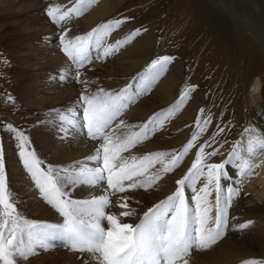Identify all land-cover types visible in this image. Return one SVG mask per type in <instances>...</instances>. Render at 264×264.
<instances>
[{"label":"rangeland","instance_id":"374dc122","mask_svg":"<svg viewBox=\"0 0 264 264\" xmlns=\"http://www.w3.org/2000/svg\"><path fill=\"white\" fill-rule=\"evenodd\" d=\"M199 1L205 9L196 0H112L113 4H117L113 6L112 13L93 23L92 16L110 2V0H97L83 15L74 17L64 27L52 23L47 15V9L53 6H65L66 10L73 7L76 0L0 1V145L4 149L9 186L15 193L18 210L23 216L48 223L63 222V218L41 199L23 167L14 134L3 131V125L12 124L16 129L23 131L30 141L31 149L44 161L45 166H68L77 161L89 163L91 166V162L86 161L85 158L94 154L99 141L89 139L85 129L65 135L60 131L59 122L55 119L56 114L78 107V104L82 103L79 98L85 88L89 92L103 88L115 93L129 85H134L149 68L151 62L159 57L169 56L173 60L151 91L139 96L135 103L113 122V127L115 128L122 120L125 125L133 127H121L116 130V134L139 132L150 118L158 114H163L160 116L163 125L158 126L150 138L123 155L129 159L135 156L139 160L149 153L178 154L197 131L198 117L201 123L208 117L211 122L175 171L164 174L160 171L162 166L157 163L149 171L154 175H162L163 178L154 187L148 191L136 189L119 194L129 197L127 202L134 210L132 216L125 218L127 222L139 223L144 213L175 192L176 181L182 179L191 168L199 145L205 143L211 145L205 148V153L218 149L219 154L211 157L208 162L221 163L229 157L237 142L247 140L249 133L242 128H253L248 121L249 109L244 106L245 103L240 102L239 94L226 90L225 78L219 75L216 63L222 58L218 51L220 43L213 36L209 26L211 12H208L207 7L216 6L218 2L224 10L235 8L240 15L242 8L237 4L234 5L233 0ZM203 15L206 17L203 18ZM221 15L228 20L226 12L225 14L221 12ZM117 19L126 22L112 33L107 43L121 40L136 29L141 30L140 35L106 59L97 58L99 54L93 49L90 53L91 63L79 70L80 79L88 83L76 82L73 79L74 66L61 50L59 37L64 33H67L66 39L84 36L99 25ZM205 19L209 24L204 21ZM147 31L149 33L152 31V39L145 40L143 46L139 47L138 44L146 38ZM5 60L7 64L4 63ZM173 65L180 67V76L177 84L166 87L165 79L174 68ZM189 87H194L190 98L181 104L174 114H169L168 110L179 102L182 92ZM9 96L14 98V104L7 102ZM201 109L204 110L202 114ZM225 115L227 118H224ZM220 129L223 131L220 132ZM241 131L243 138L239 139ZM242 184L246 186V183L242 182ZM200 186L202 185H197ZM106 189V184L103 187L81 185L71 189V196L73 199L85 200L104 194ZM185 195L191 201L193 193L190 189H186ZM210 199L214 201V193ZM112 200L115 201L116 197L113 196ZM242 207L245 208L244 205ZM231 208L232 204L227 209V228L224 238L217 246L227 238L231 224L229 211ZM123 210L117 206L106 209L113 213ZM250 221L254 222V220ZM103 223L106 225V221ZM55 242H52L54 246L49 250L41 249L37 255L30 257L27 264H31L36 258L38 259L32 264L35 262L46 264L40 261L47 260L49 251L69 253L79 261L78 256L81 253L70 251L61 241ZM245 242L234 239V243L249 246ZM217 246L207 251H194L188 258L189 264H210L213 256L221 258L218 253H223L225 256L226 250L216 251ZM252 246L258 247L255 244ZM85 255L88 256L86 253ZM251 258L264 260L263 255L246 259ZM246 259L232 264H242ZM81 262L84 264L83 260ZM90 264H95V261H91Z\"/></svg>","mask_w":264,"mask_h":264},{"label":"snow or ice","instance_id":"6c2138e0","mask_svg":"<svg viewBox=\"0 0 264 264\" xmlns=\"http://www.w3.org/2000/svg\"><path fill=\"white\" fill-rule=\"evenodd\" d=\"M97 0H76L73 7L53 6L47 9V15L59 27H64L74 17H79L89 10ZM125 20L108 21L84 36L66 39L67 33L59 37L61 50L71 61L73 79L87 84L80 79V69L91 63V51L96 49L99 59L115 55L129 45L141 30L136 29L121 40L107 43L112 33L122 26ZM172 57L163 56L151 62L146 72L134 85L119 92L100 88L81 93L76 108H69L56 114L60 131L69 135L80 129L93 141H99L94 154L68 166L47 165L31 149L25 133L12 124L3 125V131L13 133L17 140L19 156L24 169L29 174L34 187L43 202L63 218L62 223H48L31 220L18 210L15 193L9 186L5 169L4 149L0 145V264H22L39 250H49L52 242L61 241L70 251L88 254L84 264H189V257L194 251H207L217 246L224 238L227 228V209L235 197L240 194V184L252 177L257 167L253 161L264 153V133L256 129H245L249 133L244 142H237L229 157L221 163L208 162L219 154L215 149L205 153L208 143L199 145L195 160L185 176L176 181L173 194L160 201L144 213L139 223L127 222L125 218L134 214L128 204L129 197L120 193L154 187L162 175L151 174L150 168L158 163L164 174L175 171L183 157L195 146V142L207 130L210 117L201 123L196 121L197 131L181 152H156L146 154L137 160L130 159L123 153L150 138L158 126L163 125L158 114L141 127L139 132L118 135L121 127H133L120 121L113 127V122L139 96L151 91L160 77L167 70ZM7 64V61H4ZM194 87L182 92L179 102L169 109L174 114L188 98ZM7 102L14 104L9 96ZM201 114L204 112L200 110ZM82 113V115H81ZM220 132L223 129L219 130ZM214 139V137H213ZM233 169L230 174L228 167ZM224 181L229 183L224 184ZM107 185L105 193L90 199L77 200L71 196V189L81 185L91 187ZM200 184L202 186L197 187ZM190 189L191 201L185 191ZM214 193V201L210 198ZM116 200L113 201L112 197ZM117 206L123 211L113 213L106 209ZM106 221V225L103 223ZM253 222L239 225L248 228ZM242 264H264L262 259H246Z\"/></svg>","mask_w":264,"mask_h":264},{"label":"bare ground","instance_id":"6f19581e","mask_svg":"<svg viewBox=\"0 0 264 264\" xmlns=\"http://www.w3.org/2000/svg\"><path fill=\"white\" fill-rule=\"evenodd\" d=\"M196 1L202 8L205 7L199 0ZM233 1L234 5L237 4L238 7L242 8V15L235 8L225 9V11L218 2H216V6L207 7L208 12H211L209 14V26H211L213 36L220 43L218 51L222 55L221 59H217L218 62L216 64L219 75L221 74L225 78L226 90L239 94L240 102L245 103L244 106L249 109V111L247 109L249 114V120H247L250 121V127L252 126L259 133H264V0ZM114 5L117 4H113L112 0L103 5L102 9L92 16L93 23L110 12L112 13ZM221 12L224 14L226 12L229 21L222 17ZM204 17L206 16L203 15ZM204 21L208 23L206 19ZM147 33L146 38L138 44L139 47L143 46L146 42L145 40L152 39V33L150 34L148 31ZM176 60L174 63H176ZM179 71L180 67L174 66L171 69L169 76L165 79L166 87H172L177 84L180 76ZM227 117H229L228 114ZM242 129L245 130L244 127ZM241 133L242 131L239 134V139L243 138ZM253 163L257 167L252 177L243 181L246 186L242 183L240 184V194L231 203L232 208L229 210L231 224L228 229L229 232H227V238L220 246H217L216 251L223 252V249L226 250L225 256L223 253H218L221 258L213 256L210 264H232L235 261L249 257L264 256V153L254 159ZM226 167H228L229 173L232 174L234 170L230 166ZM243 205L245 208L242 207ZM250 220H254V222L248 228L240 229L238 227ZM234 239L245 240V243L249 244V246L234 243ZM253 244L258 247L252 246ZM87 258V255L81 254L78 256L79 261H76L72 254L49 251L46 256L47 260H41L40 258V262H45L46 264H83L81 260L85 262ZM34 260L31 261V264ZM22 264H27V261H23Z\"/></svg>","mask_w":264,"mask_h":264}]
</instances>
